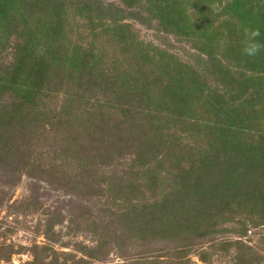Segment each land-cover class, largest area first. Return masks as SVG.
Masks as SVG:
<instances>
[{
  "label": "rangeland",
  "instance_id": "rangeland-1",
  "mask_svg": "<svg viewBox=\"0 0 264 264\" xmlns=\"http://www.w3.org/2000/svg\"><path fill=\"white\" fill-rule=\"evenodd\" d=\"M83 1L0 0V264H264V186L244 210L222 192L190 218L180 182L210 134L147 103L164 79L136 49L201 56L138 6L89 0L105 24L120 9L124 46Z\"/></svg>",
  "mask_w": 264,
  "mask_h": 264
},
{
  "label": "trees",
  "instance_id": "trees-1",
  "mask_svg": "<svg viewBox=\"0 0 264 264\" xmlns=\"http://www.w3.org/2000/svg\"><path fill=\"white\" fill-rule=\"evenodd\" d=\"M213 2L122 0L126 7L143 9L161 31L190 42L201 56L196 68L186 63L172 64L157 54L159 60L144 48L136 49V58L155 71L153 82L164 79L159 96L147 99V103L163 111V117L171 123L210 134L209 154L187 167L180 182L184 191L181 196L193 200L188 212L196 221L205 213L209 198L217 203L225 192L229 203L244 210L253 195L263 194L260 187L264 186V50L255 57L242 51L246 28H258L257 39L264 44V0H224L219 13L213 11ZM82 3L90 23L94 21L98 28L110 25L118 41L129 44L127 25L113 17L119 8L110 6V24H105L108 21L103 14H90L96 8L89 0ZM181 196L164 200L160 209L174 216L178 203L184 202Z\"/></svg>",
  "mask_w": 264,
  "mask_h": 264
},
{
  "label": "clouds",
  "instance_id": "clouds-1",
  "mask_svg": "<svg viewBox=\"0 0 264 264\" xmlns=\"http://www.w3.org/2000/svg\"><path fill=\"white\" fill-rule=\"evenodd\" d=\"M245 40L243 41V53L250 57H255L260 54L261 50H264V44H262L257 38L260 36V30L258 28H246L244 30Z\"/></svg>",
  "mask_w": 264,
  "mask_h": 264
}]
</instances>
